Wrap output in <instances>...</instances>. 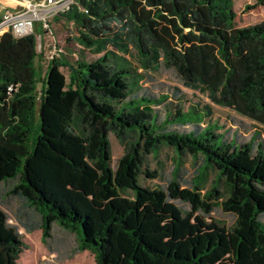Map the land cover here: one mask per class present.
Segmentation results:
<instances>
[{
    "label": "trees",
    "instance_id": "1",
    "mask_svg": "<svg viewBox=\"0 0 264 264\" xmlns=\"http://www.w3.org/2000/svg\"><path fill=\"white\" fill-rule=\"evenodd\" d=\"M237 17L235 0H75L53 21L73 26L68 44L103 55L93 62L61 55L44 78L36 31L0 38V264H21L29 249L21 228L42 230L46 242L56 224L77 234L79 252H91L96 264H264L261 131L249 140L220 133L217 123L205 124L208 107L161 119L155 108L170 98L142 84L171 71L211 104L264 126V21L239 28ZM171 89L178 98L181 89ZM112 134L137 138L118 162ZM160 146L190 154L197 176L180 178L179 164L166 188L142 186L143 176H154L142 170L143 155ZM44 153L69 167L72 188L41 163ZM209 171L218 178L203 195ZM14 201L18 225L8 212ZM181 204L207 217L221 206L234 224H193ZM164 221L168 242L158 245L154 232Z\"/></svg>",
    "mask_w": 264,
    "mask_h": 264
},
{
    "label": "rangeland",
    "instance_id": "2",
    "mask_svg": "<svg viewBox=\"0 0 264 264\" xmlns=\"http://www.w3.org/2000/svg\"><path fill=\"white\" fill-rule=\"evenodd\" d=\"M15 1L25 2V0ZM257 2L258 0H235V10L238 15L237 26L239 28L255 26L264 21V6L256 7ZM2 3H9L7 6L10 4L16 5L13 1L9 0H3L0 5ZM73 30V26L63 25V22L54 20L51 23L50 30L45 33L42 29V24H36L35 33L37 35V40L41 37L40 41L42 44V48L38 47L39 53L42 52V57L40 56L37 60V64L42 67V74L40 73L42 78L45 77L49 61L54 58H59L61 55L70 61L82 58L81 55H83V58L87 62H93L102 57L103 54H97L95 51L84 49L76 43L68 44L67 39L72 38L70 31ZM60 49L61 52L58 51ZM135 52L136 51L133 50V53ZM126 58L133 61L136 65V60L134 58L129 56ZM61 71L69 78V71L67 68H62ZM152 76V79L142 83L143 87L156 96L162 97L168 95L170 98L165 104L155 108V111L160 113L161 119L166 118L167 113H171V115L174 116L178 111L183 113L192 107L199 106L200 109L208 107L210 108L211 117L206 120L205 124L210 122L217 123L221 128L220 133L226 130L239 131L241 136L249 140L254 133L261 131L262 139H264V126L237 115L231 109L211 104L206 95L185 88L173 72L164 70L159 74L153 73ZM39 85L41 88L42 83ZM172 87L181 89L182 92L177 94L178 98H176V95H173ZM39 107L38 103L36 106L37 121H39ZM193 117L197 119L195 113H193ZM136 139L137 138L131 134L126 135L122 139H119L115 134L111 135L110 140L114 162H118V160L127 154L130 148L134 146ZM143 158L144 166L142 170H148L154 175L153 178L146 176L142 177L141 184L146 188H166L169 181L174 178L179 164L181 165V169L179 168L180 178L183 177L190 181L197 176V168L194 166L193 157L187 153L183 156H179L173 148L160 146L156 153H147L143 155ZM40 160L43 165H52L55 170L59 171L58 178L64 182L66 187L72 188L74 176L65 163H58L49 159L46 153H44V156ZM47 172L53 176L49 170ZM217 178L218 173L216 171L208 172L200 187V191L203 195H206L213 189ZM180 181L183 182L182 180ZM219 192L220 195H222L219 201V203H221L226 195L224 181H220L219 183ZM9 206L8 212L11 214L10 223L18 225L12 214L16 213L18 210L19 203L14 201L11 202ZM180 207L187 213V218L190 219L193 224L206 225L216 221L226 228H231L234 224V217L231 214L223 212L221 206L216 207L210 217L204 216L192 206L181 204ZM30 212H32V219L34 218L36 222L40 224L42 222L40 216H38L35 211ZM168 227V222L164 221L162 222V232H154L156 236L155 241L158 245L168 242L166 231ZM20 232L24 234L25 240L29 245V249L26 250L22 256L20 261L21 264H96L95 257L91 252H79L80 241L77 234L61 228L58 224L53 227L52 238H49L46 242L43 239L42 230L27 233L25 228H21Z\"/></svg>",
    "mask_w": 264,
    "mask_h": 264
},
{
    "label": "built area",
    "instance_id": "3",
    "mask_svg": "<svg viewBox=\"0 0 264 264\" xmlns=\"http://www.w3.org/2000/svg\"><path fill=\"white\" fill-rule=\"evenodd\" d=\"M3 0H0V3ZM13 1L22 9L18 12L0 11V38L5 34L11 33L16 38H22L31 35L35 31L37 23L42 24L44 32L50 30L53 18L59 14H64L70 11L75 0H26L25 2ZM38 39V47L42 48ZM61 52V49L58 50ZM59 54V53H58ZM14 91V87L9 88V93Z\"/></svg>",
    "mask_w": 264,
    "mask_h": 264
},
{
    "label": "crops",
    "instance_id": "4",
    "mask_svg": "<svg viewBox=\"0 0 264 264\" xmlns=\"http://www.w3.org/2000/svg\"><path fill=\"white\" fill-rule=\"evenodd\" d=\"M9 4V3H8ZM7 3H2L1 5H0V11L2 12V13H4V12H6L7 10L8 11H13V12H18V11H21L22 9L20 8V6L19 5H13V4H10L9 6H7L8 5ZM45 49V48H44Z\"/></svg>",
    "mask_w": 264,
    "mask_h": 264
},
{
    "label": "bare ground",
    "instance_id": "5",
    "mask_svg": "<svg viewBox=\"0 0 264 264\" xmlns=\"http://www.w3.org/2000/svg\"><path fill=\"white\" fill-rule=\"evenodd\" d=\"M26 1V0H25Z\"/></svg>",
    "mask_w": 264,
    "mask_h": 264
}]
</instances>
